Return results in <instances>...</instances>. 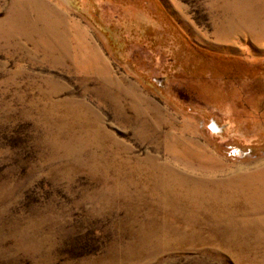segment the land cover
Listing matches in <instances>:
<instances>
[{"label":"rangeland","instance_id":"rangeland-1","mask_svg":"<svg viewBox=\"0 0 264 264\" xmlns=\"http://www.w3.org/2000/svg\"><path fill=\"white\" fill-rule=\"evenodd\" d=\"M0 264H264V0H0Z\"/></svg>","mask_w":264,"mask_h":264},{"label":"bare ground","instance_id":"bare-ground-1","mask_svg":"<svg viewBox=\"0 0 264 264\" xmlns=\"http://www.w3.org/2000/svg\"><path fill=\"white\" fill-rule=\"evenodd\" d=\"M28 6L31 7L32 5L28 4ZM36 14H37L38 16H41V17L46 18V11H45V12L42 11V8L38 9L37 12H36ZM18 15H20V11H19ZM47 15L50 17V15H49L48 12H47ZM54 16H55V15H54ZM52 17H53V15H52Z\"/></svg>","mask_w":264,"mask_h":264},{"label":"built area","instance_id":"built-area-1","mask_svg":"<svg viewBox=\"0 0 264 264\" xmlns=\"http://www.w3.org/2000/svg\"><path fill=\"white\" fill-rule=\"evenodd\" d=\"M236 151H237V149H234V148H233V150H232L231 154H235V153H236Z\"/></svg>","mask_w":264,"mask_h":264}]
</instances>
